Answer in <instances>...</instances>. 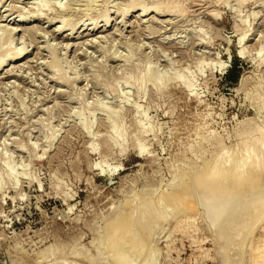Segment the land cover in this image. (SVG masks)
<instances>
[{"label":"rangeland","instance_id":"1","mask_svg":"<svg viewBox=\"0 0 264 264\" xmlns=\"http://www.w3.org/2000/svg\"><path fill=\"white\" fill-rule=\"evenodd\" d=\"M44 1L0 0V60L8 58L0 65V264H15L16 257L17 264L35 258L43 264H117L124 255L133 264H249L243 253L251 245V219L244 204L254 189L221 195L234 215L219 236L207 230L203 208L197 226L186 230L177 222L191 213L189 197L181 196L194 184L191 172L212 162L218 142L242 148L248 120L264 104V0H185L186 11L160 15L143 13L158 0H141L125 19L116 7L131 0H53L65 5L62 10L41 6ZM19 51L21 58L11 59ZM234 56L242 71L236 84L226 79ZM219 62H228L225 69ZM147 71L158 75L148 79ZM180 75L190 78L193 90ZM114 121L129 134L124 140L111 130ZM137 139L149 150L143 156ZM193 189L200 200L199 188ZM123 215L133 221L124 230L133 235L131 244L124 231H109ZM243 222L248 227H230ZM24 253L34 256L32 262Z\"/></svg>","mask_w":264,"mask_h":264},{"label":"bare ground","instance_id":"2","mask_svg":"<svg viewBox=\"0 0 264 264\" xmlns=\"http://www.w3.org/2000/svg\"><path fill=\"white\" fill-rule=\"evenodd\" d=\"M51 1H53V0H46V1H44V4H40L41 6H48L49 7V9H53V8H58V9H60V10H62L64 7H65V5H63L61 2L59 3H57V2H51ZM140 1L141 0H131V1H128V3L125 5L124 4V6L125 7H123L122 5H121V7H116V8H118V9H116L117 11H119V12H121V14L123 15V17H124V19L130 14V12L132 11V10H134V9H136V8H138L141 4H140ZM145 1V0H144ZM240 3H245V1H247V0H238ZM142 2V1H141ZM217 2H220V3H227L228 1L227 0H217ZM118 3H119V1H118ZM189 3V2H188ZM146 4V3H145ZM187 3H185V0H158V1H156L151 7H144L143 8V13H148L149 11H151L150 13H153V12H156V13H159V15L160 14H163V13H167V12H179V11H186L187 10V5H186ZM264 4V3H263ZM40 5H38L39 7H40ZM115 5V4H114ZM144 5V4H143ZM66 6H67V4H66ZM69 6V5H68ZM123 7V8H122ZM190 7V6H189ZM142 8V7H141ZM39 13V12H38ZM105 13H106V11H105ZM105 13H104V15H105ZM180 13V12H179ZM40 14V13H39ZM101 14V13H100ZM142 14V13H141ZM257 14V13H256ZM158 15V14H157ZM85 16H86V14H85ZM100 17H102L101 15H99ZM219 16V15H218ZM26 18V17H25ZM103 18V17H102ZM106 18H108V23H109V17H106ZM63 19H65V18H63ZM65 21H67V20H65ZM125 21V20H124ZM70 22V21H69ZM71 23V22H70ZM106 23H107V20H106ZM125 24H127L126 23V21H125ZM65 25V24H64ZM76 25H77V23H76ZM107 25V24H106ZM2 26V25H1ZM11 28V27H10ZM16 28H18V27H16ZM58 28V27H57ZM1 29H2V27H1ZM61 29H63V26H60L59 25V28L57 29V30H61ZM94 29V28H93ZM4 30V29H3ZM16 29L15 28H12V29H10L9 30V34H11L10 36H13V33H14V31H15ZM1 31V30H0ZM10 31H11V33H10ZM0 35H2V34H0ZM247 35L248 34H245L244 36L243 35H241V38L239 39L240 40V42H239V44L241 43V45H243L242 43H244V41H245V39H246V37H247ZM9 36V35H8ZM9 36V37H10ZM12 40V37H10L9 38V40ZM11 42V41H10ZM1 43V42H0ZM132 43V42H131ZM7 44H8V42H7ZM12 44V43H11ZM11 44H9V45H6V46H11ZM128 44V43H127ZM240 47V46H239ZM139 49V48H138ZM241 50L239 51L240 52V55L241 56H243L244 54L246 55V51H245V48H240ZM260 50V51H259ZM258 51H259V53H261L262 51H264V45L263 46H261V48L259 49ZM10 51V50H9ZM8 52V51H7ZM137 52V51H136ZM6 55V54H5ZM239 55V54H238ZM239 55V56H240ZM6 56H8V55H6ZM12 56H13V54H12ZM203 56H205V55H203ZM128 57V56H127ZM130 57H132V56H129V58ZM5 58V57H4ZM21 58V54H20V51H19V54L17 53V55H15V57H11V59H13L14 61L15 60H18V59H20ZM134 58V57H133ZM7 57L5 58V59H3L1 62H0V65L2 64H5V62L7 61ZM57 60V59H56ZM55 60V61H56ZM58 62V61H57ZM57 62H55V64L57 63ZM204 62H207V61H204ZM261 62H264V54L261 56ZM126 63V62H125ZM137 63V62H136ZM220 63V65H221V67H223V69H225V66H226V64L228 63V62H219ZM54 64V65H55ZM149 64V63H148ZM56 66H58V65H56ZM151 66V65H150ZM1 67V66H0ZM148 67V66H147ZM220 67V68H221ZM153 68V67H152ZM202 68V67H201ZM176 70H177V68H176ZM148 71H149V69H148ZM147 71V74H146V78L148 77V79H154V78H156V76L158 75V73L157 72H155V73H157V75L155 74H148L149 72ZM158 71V70H157ZM173 71V70H172ZM189 71H190V69H189ZM226 71V70H225ZM167 72H169V71H167ZM175 72V71H174ZM177 72V71H176ZM145 73H146V70H145ZM163 73H164V71H163ZM181 73H184V72H182L181 71ZM125 74V73H124ZM142 74H144V73H142ZM168 74V73H167ZM148 75V76H147ZM160 75H162L161 73H160ZM185 75V74H184ZM127 76H129L128 74H127ZM168 76V75H167ZM175 76V75H174ZM181 76V75H180ZM142 77H143V75H142ZM153 77V78H152ZM163 77H165L164 76V74H163ZM182 77V76H181ZM127 78V77H126ZM162 78V77H161ZM160 78V82H161V80L162 79H164V78H162L161 79ZM167 78V77H166ZM179 78V76L177 77V79ZM193 78V77H192ZM247 78H248V76H246V74L241 78V81H240V88H242L245 84H246V82H247ZM176 79V78H175ZM176 79V80H177ZM187 79H190L189 77H187ZM187 79H185L184 77H182V79H181V84L185 87V88H187L188 90L190 89V90H193V89H191L192 87H193V85H192V81H189V80H187ZM139 81L141 80L142 82L141 83H143V82H145L144 81V79H138ZM155 80H158V78L157 79H155ZM173 80V79H172ZM176 80H174L173 82H175ZM179 80V79H178ZM130 81V80H129ZM146 81H148V80H146ZM153 81V80H152ZM166 81V80H165ZM170 81V80H169ZM180 81V80H179ZM194 81V80H193ZM127 82V81H126ZM149 82V81H148ZM156 82V81H155ZM154 82V83H155ZM158 82V81H157ZM128 83V82H127ZM130 83V82H129ZM128 83V84H129ZM152 83V82H151ZM162 84H164V83H162ZM176 84H178V83H176ZM126 85V84H125ZM254 85V84H253ZM130 86V85H129ZM133 86V85H132ZM142 86H143V84H142ZM163 86V85H162ZM177 86V85H176ZM179 86V85H178ZM112 87V86H111ZM164 88H165V85L163 86ZM169 87V86H168ZM163 88V89H164ZM239 88V89H240ZM159 90V89H158ZM191 92V91H190ZM194 92V91H193ZM247 93V92H246ZM262 97H264V96H262ZM129 98V97H128ZM126 99V98H125ZM127 103V102H126ZM129 103V102H128ZM125 104V103H124ZM137 104V103H136ZM135 105V104H134ZM142 106V105H141ZM106 108V107H105ZM142 108V107H141ZM111 110H113V109H111ZM121 110V109H120ZM94 111V110H93ZM117 111V110H116ZM119 111V110H118ZM95 112V111H94ZM93 112V113H94ZM139 112V111H138ZM145 112V111H144ZM114 113V112H113ZM146 113V112H145ZM148 113V112H147ZM146 113V114H147ZM211 113V112H210ZM137 114V113H136ZM141 114V113H140ZM146 114H144V115H146ZM205 114V113H204ZM109 115V113L107 114V116ZM114 115L116 116L117 115V113H114ZM112 116V115H111ZM136 116H138V115H136ZM140 116V115H139ZM124 117V116H123ZM109 119L111 118V117H108ZM119 118V117H118ZM135 118V117H134ZM108 119V120H109ZM139 119V118H138ZM113 119H111V122H113L112 121ZM116 121V120H115ZM115 121H114V123H113V125H112V123H111V125H112V128L113 129H111V130H114V133H117V136H119L121 139H123L124 138V136L125 135H129V134H127V133H124V131L123 130H120V128L117 126V124L115 123ZM123 121V120H122ZM142 121H144V120H142ZM124 122V121H123ZM137 122H139V121H137ZM145 122V121H144ZM143 122V123H144ZM118 123V122H117ZM122 123V122H121ZM120 123V124H121ZM140 123H141V121H140ZM140 123H138L139 125H137L138 127L140 126ZM204 123V122H203ZM245 123V121H243V122H241V124H244ZM123 124V123H122ZM125 124V123H124ZM123 124V125H124ZM148 124V123H147ZM208 124V123H207ZM91 125V124H90ZM141 125H144V124H142L141 123ZM149 125V124H148ZM92 126V125H91ZM122 126V125H121ZM128 126V125H127ZM126 127V126H125ZM145 127V126H144ZM152 128V126H149V129H151ZM85 128H89V130H90V126L88 125V124H85ZM111 128V127H110ZM109 128V129H110ZM130 128H131V126H130ZM146 128V127H145ZM197 128V127H196ZM139 129V128H138ZM142 129H144V128H142ZM88 130V129H87ZM128 130H130V129H127V131ZM145 130V129H144ZM130 131H132V130H130ZM137 132H138V130H136ZM139 131H140V129H139ZM126 132V131H125ZM145 132V131H144ZM151 132V131H150ZM215 132V131H214ZM112 133H113V131H112ZM134 133V132H133ZM146 133H148V131L146 132ZM146 133H145V135H146ZM152 133V132H151ZM209 133V132H208ZM92 134V133H91ZM98 134V133H97ZM110 134V133H109ZM109 134H106V135H109ZM148 134H150V133H148ZM244 134L246 135V138L245 139H243V141H241V144H242V148H240L239 147V145L238 146H236V147H238V148H236V150L235 149H233L232 147H229V146H226L225 145V143H223V142H218V145H219V147H220V149H219V151L217 152V154H216V156L213 158V160H212V162L210 163V162H208V161H204V163H203V165L199 168V169H197V170H195V171H192L191 172V176L189 177L190 178V180H192V183H194L193 185L192 184H190L189 186H185L186 187V189H184L183 191H181L182 192V194H181V196H182V198H185V199H187L186 197H189L188 198V201H187V204H188V207H189V209L191 210V213L188 215L187 214V216H186V218L184 219V220H181L180 222H179V220H178V222H177V224H185L184 225V227H189V226H194V222L196 221V215L198 214V212H200L199 210H200V208L202 209L203 208V212L205 213V215L207 216V219H208V221L206 222V226H207V230L212 234V235H217L218 234V232H219V230L221 229V227H222V224L224 223V222H226L227 220V216L229 215H234V213H232V211L234 212V210L232 209L233 207H232V204L230 203V200L229 199H227V198H221V195H230V194H243V193H245V194H247L248 193V195H250L251 193H252V189H254V193L253 194H251L247 199H246V201H245V208L244 209H246L247 210V214H248V216H249V218L251 219L250 220V222H249V224L251 225V227H250V232H249V234L250 235H252L251 236V240H250V243H251V245H250V248H249V250H245L244 251V253H243V260L245 259V258H248V260H249V264H264V104L262 105V106H258V107H256V116L255 117H253V118H251V119H249L248 120V125H247V129H244ZM115 135V134H114ZM132 135V134H131ZM139 135H140V133H139ZM197 135V134H196ZM244 135V136H245ZM109 136H112L111 134L109 135ZM141 136V135H140ZM146 136H148V135H146ZM142 137H144V136H142ZM107 138V137H106ZM120 138H118L119 140H121ZM128 138H130V137H128ZM136 138H138V137H136ZM145 138V137H144ZM209 138H210V136H209ZM104 139V138H103ZM113 140L115 139V138H112ZM135 139V138H134ZM142 139V138H141ZM111 141V142H114V141ZM116 141H117V138L115 139ZM124 140V139H123ZM143 140H146V138L145 139H143ZM213 140V139H212ZM106 141V140H105ZM109 141V140H108ZM121 142H123L122 140H121ZM126 142H127V140H126ZM139 141H138V139H137V144H138V155L139 156H143L144 154H145V151H147V149H146V147L142 144L143 143V141L140 143H138ZM106 143V142H105ZM108 143V142H107ZM118 144H120L119 143V141L117 142ZM116 142H115V144H117ZM197 143V142H196ZM236 143H238V142H236ZM111 144V143H110ZM113 144V143H112ZM117 144V145H118ZM131 144V143H130ZM210 144V143H209ZM121 146V144L119 145V147ZM123 147H124V144L122 145ZM207 146V145H206ZM209 146V145H208ZM148 147V146H147ZM213 147V146H212ZM108 148H109V146H108ZM112 148V147H111ZM113 148H114V146H113ZM148 148H150V147H148ZM192 148V147H191ZM93 149V148H92ZM95 149V148H94ZM123 149H125V151H126V148H123ZM128 149V148H127ZM213 149V148H212ZM96 150H98V149H96ZM95 150V151H96ZM122 150V149H121ZM133 150V149H132ZM130 151H131V149H130ZM149 151V150H148ZM147 151V152H148ZM97 152V151H96ZM151 152V151H150ZM149 152V153H150ZM186 152V151H185ZM112 154V153H111ZM151 155H152V153H151ZM203 155V154H202ZM148 156V155H147ZM150 156V155H149ZM209 157V156H208ZM147 159V158H146ZM149 159V158H148ZM148 161V160H147ZM104 162H106V161H104ZM101 163H103V161L102 162H100V163H97V165L99 166ZM182 163V162H181ZM105 165V164H104ZM121 165V164H120ZM172 168H173V165L171 166ZM121 168V167H120ZM176 168V170H177V167H175ZM185 171V170H184ZM1 172V171H0ZM3 172V171H2ZM182 173H184V172H182ZM130 174V173H129ZM9 175H11V174H9ZM14 176H16L15 174H13ZM26 175V174H25ZM28 175V174H27ZM188 175V174H187ZM187 175H185V176H187ZM190 175V174H189ZM127 176V175H126ZM131 177V176H130ZM174 177V176H173ZM16 178V177H15ZM14 178V179H15ZM125 178V177H124ZM2 179V178H1ZM10 179V178H9ZM17 179V178H16ZM176 179V178H175ZM61 180V179H60ZM172 180V179H171ZM187 180V179H186ZM189 180V179H188ZM16 181V180H15ZM121 181H122V179H121ZM128 181V180H127ZM175 180L173 179V182H174ZM129 182V181H128ZM160 182H162V181H160ZM172 182V181H171ZM183 182V181H182ZM190 182V181H189ZM123 183V182H122ZM126 183V182H125ZM134 183V182H133ZM185 183V182H184ZM187 184V183H186ZM185 184V185H186ZM189 184V183H188ZM0 185H1V183H0ZM16 186V185H15ZM180 186V185H179ZM194 186L195 187H197V188H199V191L202 193V198L199 200L198 198H197V196H196V193L194 192ZM1 188V187H0ZM196 190V189H195ZM180 192V193H181ZM197 192V191H196ZM68 194V193H67ZM178 194V193H177ZM170 195H171V193H170ZM178 195H180V194H178ZM178 195H176L175 194V196H178ZM138 196V194L136 195V197ZM165 196V195H164ZM172 197H173V195H171ZM245 196V195H244ZM146 197V196H145ZM235 197V196H234ZM65 198V197H64ZM138 198V197H137ZM168 198V197H167ZM175 198V199H174ZM176 198L177 197H173V199L176 201ZM179 198V197H178ZM177 198V199H178ZM136 199V198H135ZM146 199V198H145ZM159 199H160V197H159ZM161 199H163V197L161 198ZM160 199V200H161ZM166 199V198H165ZM165 199H163L164 200V202L165 203H167L166 201H165ZM169 199V198H168ZM167 199V200H168ZM170 199H171V197H170ZM138 200H139V198H138ZM138 200H137V202H138ZM159 200V201H160ZM174 200L172 201V199H171V202H174ZM179 200H181V197H180V199ZM179 200H177V201H179ZM182 201H185L184 199H182L181 201H180V203L182 202ZM233 201V200H232ZM139 202H140V200H139ZM147 202V201H146ZM163 201L161 202V203H163V204H165ZM159 204V205H163V204ZM177 203V202H176ZM146 204V203H145ZM151 204H153V200H152V203ZM171 204V203H170ZM175 204V203H174ZM182 204V203H181ZM147 205H149V204H147ZM137 206H140V205H137ZM143 206V205H142ZM154 206V205H153ZM164 206V205H163ZM162 206V207H163ZM167 206V205H166ZM184 206H185V204H184ZM202 206V207H201ZM73 207V206H72ZM141 207V206H140ZM146 207V206H145ZM159 207H161V206H159ZM171 207H172V205H171ZM71 208V207H70ZM156 208V207H155ZM166 208V207H165ZM153 209V208H152ZM157 209V208H156ZM156 209H154L153 211L155 212V210ZM163 209V208H162ZM139 210V209H138ZM143 210V209H142ZM171 210V209H170ZM174 210V209H173ZM237 210V209H236ZM135 211V210H134ZM133 211V212H134ZM156 211H158V210H156ZM160 211V210H159ZM133 212H131V213H133ZM162 212V211H161ZM161 212H159L160 214H161ZM170 213H171V211H169ZM189 212V211H188ZM202 212V213H203ZM173 213V212H172ZM120 214V213H119ZM133 214H135V213H133ZM159 214V215H160ZM166 214V215H165ZM165 214L164 215H162L163 216V220H164V218H166V217H164V216H167L168 214H167V212L165 211ZM132 215V214H131ZM130 215V216H131ZM156 215V214H155ZM158 215V214H157ZM204 215V216H205ZM127 216V215H126ZM124 217V215L122 216V217H124L125 219H122L121 217H116L115 219H114V221H112V224H111V226H110V224H109V226H110V229H109V231H111L112 232V235L113 236H115V235H120L119 233L121 232V231H124L125 230V228L127 229V226H128V222L130 221H126L127 219L126 218H128V217ZM135 216V215H134ZM144 216H146V214L144 215ZM152 216L153 215H151L150 216V218L152 219ZM162 216H160V217H162ZM176 216V215H175ZM175 216H173V217H175ZM133 217V216H132ZM147 217H148V215H147ZM156 217V216H155ZM159 217V216H158ZM158 217H157V219H158ZM159 217V218H160ZM199 217H201V215L199 216ZM145 218V217H144ZM143 218V219H144ZM168 218V217H167ZM176 218V217H175ZM205 218V217H204ZM128 219H130V217L128 218ZM133 219V218H132ZM137 219V218H136ZM148 219L149 218H145V220L146 221H148ZM155 220H156V218H154ZM206 218H205V220H207ZM229 219V218H228ZM134 220V219H133ZM138 220V219H137ZM142 220V219H141ZM160 219H158V221H159ZM166 220V219H165ZM173 220V219H172ZM261 220V221H260ZM152 221H154V220H152ZM170 221V220H169ZM168 221V222H169ZM200 221H201V219H200ZM260 221V222H259ZM130 222H133V221H130ZM129 222V223H130ZM138 222V221H137ZM140 222V221H139ZM155 222H157V221H155ZM154 222V223H155ZM167 222V223H168ZM171 222V221H170ZM259 222V223H258ZM127 223V224H126ZM158 223V222H157ZM176 223V222H175ZM235 223V222H234ZM234 223H232L233 225H234ZM258 223V224H257ZM131 224V223H130ZM129 224V225H130ZM141 224H142V222H141ZM150 224H152V223H150ZM230 224V223H229ZM232 224H230V227L232 228V229H244V228H246V227H248V225L249 224H247L246 222H243V224L241 225V228H237L238 226H232ZM257 224V226H256V230H253L254 229V227H255V225ZM132 225V224H131ZM134 225V224H133ZM224 225V224H223ZM240 225V224H239ZM180 226V225H179ZM195 226H197L196 224H195ZM129 227V226H128ZM178 227V226H177ZM188 227H187V229L186 230H188ZM236 227V228H235ZM132 228V227H131ZM130 228V229H131ZM196 228H198V227H196ZM200 228V227H199ZM251 228H253V229H251ZM174 229H175V225H174ZM182 230H184V228H181ZM203 228H201V230H202ZM227 229H228V227H227ZM138 230V229H137ZM148 230H150V229H148ZM173 230V229H172ZM176 230H179V228H177ZM201 230H199V231H201ZM226 230V229H225ZM108 230H106L105 232H107ZM174 231V230H173ZM180 231V230H179ZM110 232V233H111ZM127 234L125 233V231H124V233H125V235L123 234V236L122 237H124L127 241H128V243L130 242V244L133 242V240H134V238H133V235H132V237L131 238H129L128 236H126V235H129V233H130V230L128 229L127 231ZM133 232V231H132ZM135 232V231H134ZM133 232V233H134ZM204 232V231H203ZM224 232V231H223ZM138 233V232H137ZM142 233V232H141ZM186 233V232H185ZM98 234V233H97ZM136 234V233H135ZM170 234H172V233H170ZM220 234V233H219ZM101 235H103V233L101 234ZM104 236H106V234L104 235ZM135 236V235H134ZM138 236V235H137ZM140 236V235H139ZM139 236H138V238H139ZM168 236V235H167ZM206 236V235H205ZM217 236H219V235H217ZM222 236V235H221ZM107 237H109V236H107ZM119 237V236H118ZM169 237H170V235H169ZM208 237V236H207ZM210 237V236H209ZM112 238V237H111ZM117 238V237H116ZM116 238H115V240H116ZM124 238L122 239V240H124ZM135 238H136V236H135ZM192 238V237H191ZM223 238V237H222ZM97 239V238H96ZM121 239V238H120ZM195 239V238H194ZM207 239H209V238H207ZM211 239V238H210ZM220 239V238H219ZM98 240V239H97ZM97 240H96V242H97ZM100 240H101V237H100ZM103 240L105 241V238L103 237ZM109 240H110V238H109ZM114 240V239H113ZM174 241H175V238L173 239ZM177 240V239H176ZM222 240V239H221ZM95 241V240H94ZM104 241H102L103 243H104ZM107 241V240H106ZM118 240H116V242H117ZM125 241V240H124ZM171 241V240H170ZM199 241V240H198ZM205 241H207V240H205ZM205 241L202 239V244H203V242L205 243ZM100 242V241H99ZM113 242V241H112ZM172 242V241H171ZM195 242V241H194ZM214 242V241H213ZM139 243V242H138ZM144 243V242H143ZM168 243V242H167ZM175 243V242H174ZM200 243V244H201ZM215 243V242H214ZM93 244H94V242H93ZM102 244V243H101ZM122 244H123V242H122ZM135 244H136V242H135ZM134 244V245H135ZM197 244V243H196ZM199 244V243H198ZM199 244V245H200ZM117 245V244H116ZM120 245V244H119ZM168 246H169V244H167ZM234 245V244H233ZM246 245H247V243H246ZM103 246V245H102ZM131 246H133V245H131ZM17 247V246H16ZM16 247H14V249H16ZM107 247V246H106ZM105 247V248H106ZM112 247V246H111ZM130 247V246H129ZM200 247H201V245H200ZM199 247V248H200ZM212 247V246H211ZM210 247V248H211ZM120 248V247H119ZM199 248H197L198 250H199ZM46 249V248H45ZM51 249V248H50ZM112 249V248H111ZM121 249V248H120ZM120 249L119 250H117V252L116 253H119V252H121L120 251ZM169 249V248H168ZM178 249V248H177ZM201 249V248H200ZM208 249V248H207ZM206 249V250H207ZM22 250V249H21ZM20 250V251H21ZM56 250H58V249H56ZM129 250H131V249H129ZM203 250V248L201 249V251ZM99 251H100V249H99ZM119 251V252H118ZM167 251V250H166ZM166 251H164L165 253H166ZM174 251V250H173ZM16 252H19V251H16ZM22 252V251H21ZM20 253V252H19ZM27 253V252H26ZM123 253V252H122ZM129 253V252H128ZM164 253V254H165ZM205 253V252H204ZM23 254V253H22ZM49 254V253H48ZM48 254L46 255V256H48ZM52 254V253H51ZM77 254H78V252H77ZM77 254H75V255H77ZM111 254V253H110ZM120 254V253H119ZM131 254V253H130ZM214 254V253H213ZM239 254V253H238ZM53 255V254H52ZM112 255V254H111ZM126 255H128V254H126ZM208 255V254H207ZM210 255V254H209ZM24 256H27V254L25 255V253H24ZM44 256H45V254H44ZM43 256V257H44ZM78 256V255H77ZM122 256V255H121ZM167 256V255H166ZM201 257H202V255H200ZM20 258H19V263H20V259H21V257L22 256H19ZM28 258H30L29 260H27V261H30V262H32L31 260H33V258H34V256H33V258H31L32 256H30V254H28V256H27ZM52 257V256H51ZM54 257V256H53ZM102 257V256H101ZM106 257V256H105ZM125 255L123 256V257H119L118 259H116V262H117V264H130L131 263V261H130V263H129V261L127 262L126 260H125ZM216 257V256H215ZM231 257V256H230ZM234 257V256H233ZM12 258H14V257H12ZM26 258V257H25ZM27 258V259H28ZM167 258H168V256H167ZM18 259V257H16V258H14V261L16 262L15 264H17V260ZM23 260H24V258H22ZM36 260H34V262L36 261H38L37 263H35V264H43L44 263V259H37V258H35ZM90 259V258H89ZM92 259V258H91ZM95 259V258H94ZM97 259V258H96ZM112 259V258H111ZM128 259V258H127ZM130 259V258H129ZM213 259H214V257H213ZM48 260H49V258H48ZM162 260V259H161ZM165 260V259H164ZM167 260V259H166ZM211 260H212V258H211ZM216 260H217V258H216ZM246 260V259H245ZM244 260V261H245ZM12 261H13V259L11 260V263H12ZM59 261V260H58ZM171 261H172V259H171ZM215 261V260H214ZM21 262H24V261H21ZM29 262V263H30ZM34 262H32V264L34 263ZM55 262V261H54ZM80 262V261H79ZM170 262V261H169ZM226 262V261H225ZM246 262V261H245ZM28 263V262H27ZM135 263V262H134ZM230 263V262H229ZM233 263V262H232ZM231 263V264H232ZM14 264V263H13ZM31 264V263H30ZM49 264H51L50 262H49ZM92 264V263H91ZM132 264H133V261H132ZM168 264V263H167ZM226 264V263H225Z\"/></svg>","mask_w":264,"mask_h":264},{"label":"trees","instance_id":"3","mask_svg":"<svg viewBox=\"0 0 264 264\" xmlns=\"http://www.w3.org/2000/svg\"><path fill=\"white\" fill-rule=\"evenodd\" d=\"M240 60L234 56V62L232 68L228 70L226 74V79L233 84H236L239 81L241 75V68L239 67Z\"/></svg>","mask_w":264,"mask_h":264}]
</instances>
